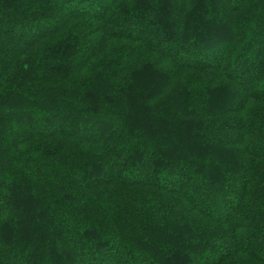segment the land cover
<instances>
[{"label":"trees","instance_id":"trees-1","mask_svg":"<svg viewBox=\"0 0 264 264\" xmlns=\"http://www.w3.org/2000/svg\"><path fill=\"white\" fill-rule=\"evenodd\" d=\"M87 1L0 0V264H264V0Z\"/></svg>","mask_w":264,"mask_h":264},{"label":"rangeland","instance_id":"rangeland-1","mask_svg":"<svg viewBox=\"0 0 264 264\" xmlns=\"http://www.w3.org/2000/svg\"><path fill=\"white\" fill-rule=\"evenodd\" d=\"M237 1V0H236ZM88 3H92V5H99V3H101V2H97V0L96 1H87ZM224 2V4L225 3H228V5H229V3L231 4L232 2L230 1V0H224L223 1ZM245 2H248V0H244L243 1V3H242V5H243V8L245 7ZM235 3V2H234ZM224 6H226V5H224ZM241 22V21H240ZM147 23H150V22H147ZM146 23V24H147ZM146 24H143L142 26H141V28H145V25ZM52 26H53V24H51ZM122 27V29H128L127 27L128 26H126V24H124L123 26H121ZM151 28H153V27H151ZM240 29H242V28H240ZM241 32V31H240ZM237 33L236 35H238V34H241V33ZM160 40H162V39H160ZM160 40H158V41H160ZM164 45L166 46H172V47H175V48H182L183 46L185 47V46H188V44L186 43V42H181L179 39H177V38H172L171 40H169V39H165L164 41H160V43H158V45H157V47H164ZM171 47V48H172ZM251 52H249L248 54H249V56L251 57V55H252V53L250 54ZM192 56V60L193 61H197L198 59H200V60H210L211 58H214V57H217L216 55H214V53H203V52H200V51H198L197 49L195 50V52H193V54L191 55ZM248 56V55H247ZM246 56V57H247ZM240 60H244L245 59V55L243 56V58H239ZM240 60H238V61H240ZM245 61V60H244ZM230 65V64H229ZM229 65H228V67H229ZM239 67V64L238 65H232L231 67H229V73L233 76V77H237V68ZM246 67H248L249 68V66L247 65ZM237 86V85H236ZM261 87H264V83H262L261 85H260ZM257 89V88H256ZM258 89H259V87H258ZM243 93V92H242ZM242 95V94H241ZM222 107H223V110L225 111V110H229L230 109V106L228 105V104H223L222 105ZM212 112H210L209 114H211ZM111 133H112V130H107V131H103V132H101L100 134H103L104 135V139L105 138H107V137H110V135H111ZM223 155L224 154H221V158H223ZM228 160V159H227ZM145 162H140V164H144ZM146 165V164H145ZM110 168H112V167H110ZM145 168V169H144ZM144 168H140L139 170H137V172H138V174H142V173H144L145 171L147 172H145L146 173V175L148 176V177H150L151 176V178L152 179H156V180H158V182L160 183L161 181H163V180H161V178H163L164 179V181H168L169 182V179H167L166 180V178H168V175L169 174H166L165 176H163L162 177V175H159V176H157V178L155 177V175L153 174V173H151L150 171V167H144ZM144 173V174H145ZM148 173L150 174V175H148ZM107 175H109V173L107 172V171H105L104 173H101V176L100 177H104V178H106L107 177ZM182 176L184 177V180L185 181H187L188 182V184H186V187H185V190L186 191H188V193H190V195H191V198L193 199V201L196 203V204H198V205H200V206H202V207H204V200H203V197H202V192H201V189L200 188H198V186H200V184L199 183H201V182H199V181H197L195 178H194V176L191 174V175H189V174H182ZM191 176V177H190ZM192 178H194V179H192ZM195 182H197V183H195ZM197 184V188L195 187H193V186H195V184ZM227 192L229 193V195H231V191L228 189L227 190ZM212 212V214L214 215V217H216L217 218V216H216V211L215 210H212L211 211ZM220 212V211H219ZM218 212V213H219ZM248 230V229H247ZM249 232V231H248ZM247 232V233H248ZM70 239H71V241H72V237H70ZM75 239V238H74ZM73 239V240H74ZM165 240L164 239H161L160 240V242H164ZM259 246H261V244L259 243ZM124 257H123V259L124 260H128L129 259V257L127 256V255H123ZM190 258H192V259H198L199 258V254H197V253H194V252H192L190 255ZM201 261V260H200ZM201 262H204L203 260L201 261ZM155 264V263H154Z\"/></svg>","mask_w":264,"mask_h":264},{"label":"snow or ice","instance_id":"snow-or-ice-1","mask_svg":"<svg viewBox=\"0 0 264 264\" xmlns=\"http://www.w3.org/2000/svg\"><path fill=\"white\" fill-rule=\"evenodd\" d=\"M235 239V238H234ZM262 243H264V241H262ZM82 264H83V262H82Z\"/></svg>","mask_w":264,"mask_h":264}]
</instances>
